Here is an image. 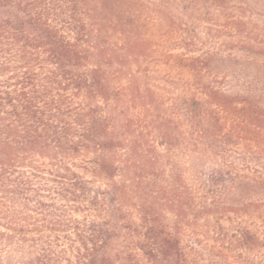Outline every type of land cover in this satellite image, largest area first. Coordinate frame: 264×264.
<instances>
[{
	"label": "trees",
	"instance_id": "1",
	"mask_svg": "<svg viewBox=\"0 0 264 264\" xmlns=\"http://www.w3.org/2000/svg\"><path fill=\"white\" fill-rule=\"evenodd\" d=\"M94 1L0 0V264H214L182 231L184 187L170 176L152 186L164 165L138 160L128 117L112 122L121 92ZM183 57L196 90L178 120L162 119L159 145L185 129L191 212L215 220L229 258L264 264V101L220 86L203 53Z\"/></svg>",
	"mask_w": 264,
	"mask_h": 264
},
{
	"label": "rangeland",
	"instance_id": "2",
	"mask_svg": "<svg viewBox=\"0 0 264 264\" xmlns=\"http://www.w3.org/2000/svg\"><path fill=\"white\" fill-rule=\"evenodd\" d=\"M94 2L101 11L97 24L101 25L102 38L107 50L115 56L112 88L121 92L118 100L114 97L112 100V122L116 124L128 117L132 124L131 137L139 142L136 155L141 159L137 157L138 160L156 156L164 165L166 172L159 171L151 181L152 186L158 188L170 176L184 187L186 207L182 231L188 239L192 236L188 244H197L199 251L214 264H239L229 258L233 255L226 251L228 247L218 244L220 236L214 229L215 220L211 222L205 216L196 219L188 206L193 204L196 172L191 147L184 141L185 129L174 130L172 143L163 147L159 145L158 128L163 118L178 120L183 99L189 100L196 90V83L178 69L186 64L183 56L203 53L209 61L206 71L219 74L220 86L251 92L264 101V0ZM125 154L123 150L112 153L126 159ZM114 182L123 184L119 177L112 180V211L117 198ZM149 182L150 179L143 185L138 181L127 184H133L135 191L137 187L144 189ZM148 195V202L157 204L156 209H162L163 216L172 221L167 200L155 192ZM132 200L129 199V204L139 202L135 197ZM125 210L128 216L136 212L131 206ZM211 249L212 255L205 252Z\"/></svg>",
	"mask_w": 264,
	"mask_h": 264
}]
</instances>
